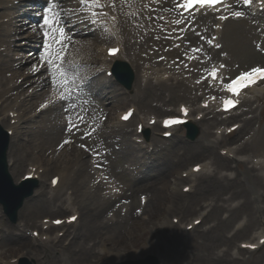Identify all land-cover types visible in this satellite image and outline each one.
<instances>
[{
    "label": "bare ground",
    "instance_id": "obj_1",
    "mask_svg": "<svg viewBox=\"0 0 264 264\" xmlns=\"http://www.w3.org/2000/svg\"><path fill=\"white\" fill-rule=\"evenodd\" d=\"M24 1L25 2H22V0H19V2L17 0H0V6L4 10L3 14L0 15V116L2 118L0 124L3 128L12 130L10 141L13 139V143L9 142L7 150L8 172L11 176L16 175L17 169L26 163V169L29 165L37 166L38 168L42 167L43 170L44 167H49V169L56 171V173L60 175V178L54 188L50 185V178L48 185H41V187L33 193L34 197L37 199H32L33 201L31 202V200L27 198L23 202L19 215L24 220L25 225L37 226L38 221H36L35 216L39 214L40 211L37 212L34 208L46 206V211L49 212L62 211L67 207L66 200L70 199L75 202L76 208L78 209L74 210L76 212L73 213L79 212L81 222L80 226L68 234V236L71 234L72 236L67 246L61 245L60 243L55 244V246L45 245L44 242L30 243L28 242L29 238H27L25 234L19 232L14 226L5 222L2 226L3 228H0V244L3 243L9 247H17L18 251L22 253L21 257L23 258L21 261L23 263L25 262L24 257L27 259L35 258L39 262H41L40 259H42V264L96 263L97 261L106 260L107 256L109 257V263L107 264H114L126 258H138L139 254L135 249L147 238L150 232H153L154 229H159V232L165 230V233H167L169 232L168 230L173 228V225L170 222V225L166 227V223L163 221L159 225L153 224L152 227L154 228H151L152 230H149V233L147 229H143L140 237L135 233L134 235L137 239L135 242L129 243L133 250L129 254H126L125 250L128 249L126 245V241H128L126 234L129 230L127 223H130L129 221L132 218L129 217L133 212L132 199L130 200L129 206H127L125 203H120L118 205V198L120 196H129L132 192V187L144 182L146 178L150 176L148 174L149 172L161 173H157L156 177L164 176L167 173L166 166H168V162H155L150 164L145 172H141L140 177L130 182L127 186H123L114 179L115 177L111 172L113 167L109 165L108 160L106 163L104 161L102 162L101 158L105 150L104 148H100L99 145L102 143L106 146L104 143L106 139L103 138L99 129H93L92 132L86 131V124L90 122V120H93L95 111L99 112L109 104H122L124 102H135V100H137L142 103L144 107H148L150 104V108L159 110L161 107L171 104L173 100L178 99L181 96L179 92L182 89L186 90L187 84L191 89H195L196 91L192 92L193 97L190 96V98L195 99L194 97H204L199 103L207 99L210 95L208 94V96H206L207 93L219 88L218 84L221 81V76H219L215 82H211L208 77L207 79H203L202 76H200L202 72L196 75L198 73L196 67L202 66V64L206 65L208 62V54L219 53L222 49V46L219 49H215V47L209 48L205 43H203L204 45L200 43L202 40L201 36L206 35L210 29V22L213 21L214 16L210 11L204 10L198 16H194L195 21L190 26L186 27V25L181 22L191 15L188 17L181 15V7L177 6L180 5V0H114V2L113 0H97V3H85L81 2V0L70 1V3H72L70 4L71 6L84 4V9L82 11H79L76 7H72V9L68 8L70 5L61 0H57L55 3H50L49 0ZM28 3H35V5L41 6L43 8L41 15L28 16L29 20L22 18L20 13L15 16L14 12L19 10L20 5ZM229 3L232 7L243 8L242 5L238 6L237 0H232ZM46 9L51 10L46 12ZM96 9H109V13L106 15L98 14L99 20L106 18L105 25H100L99 22L93 21L90 23L92 27L98 30L97 34L100 35L101 40H115V42L118 43L123 40L124 42V51L122 50L121 52L120 50L113 58L108 59L104 51H100L99 58L97 59H99L101 66H106V69H108L113 63L112 61L116 59L126 60L131 66L134 74L132 79L133 84H131L132 87L134 86V92L131 98L129 94L118 98V94L121 95L119 89L123 90V88L116 85L117 83L113 80L114 74L110 77L104 75L99 78L97 77V79H92L85 78L84 76L92 72L78 73L77 76L81 75L79 78L80 85H89L92 83L89 98L86 102H78L70 105L64 103V105H62L65 98L63 96L57 97L59 93H55L52 86L46 87L50 76H53L55 73L54 64L47 63V61L53 60L59 63L60 61L57 58V53H60L63 57L64 71H68L67 69H72L77 66H83L89 63L88 53L91 49V45H94V43L89 39H80L75 36V34L88 32L79 26L74 29V33H70L68 30L64 29L63 36H61L59 31L61 28L54 32L53 29L55 25H46L44 18L45 16L49 18L54 16L56 23L59 21L60 25L61 20L66 18L65 20L69 23L72 22V25L80 24L82 27H85L87 25L86 20L76 17L77 13L79 12L92 20L93 17L91 16V12ZM59 10H66L63 18H59L57 13ZM84 10H89L88 14H84ZM26 11L27 10H24L23 14H26ZM221 14L229 13L222 9ZM17 17H19V19H15ZM113 17H115V19H113ZM249 17L250 19H248ZM249 17L246 18L248 24H245L244 20L231 18V16L228 15L226 21L223 23V29L220 33L223 38L225 37L224 45L227 52L225 55H220V58L216 59L222 61L220 63H224V60L227 61L228 71L230 73H235L234 70L239 68L238 64L246 65L247 62L254 60L252 57L255 55V57L264 56V37L261 36V32L264 31V23L260 24V30L258 31L254 29L257 27L255 22L253 23L251 21V19L256 20V18L251 17V15H249ZM17 20L20 22L18 23ZM23 21L25 23H22ZM36 21H38V23L34 25ZM177 21H179V23H177ZM218 23L220 24V22ZM24 26H26L25 29ZM43 26L46 28V31H53L50 37H45V34L41 32ZM13 32H21V35L24 36L26 41L33 39V41L39 43L32 46L30 45V51H32L31 55L27 56L26 54L21 55L18 53L20 50L26 48L25 46L27 43L19 44L16 48V44H12L11 42L12 38H9ZM93 33L95 34L96 32L93 31L86 34ZM216 33H218V29L214 28L213 34ZM255 33L260 37L261 45H258L259 53H255L249 48V46H251V37H254ZM102 44L99 48H102ZM46 45L48 46L47 50ZM61 48L64 49L62 53L60 52ZM194 49H199V51H194ZM13 50L16 51L13 52ZM123 52L124 56L122 55ZM33 55H35V58H40V60L38 64L28 66L27 64L34 59ZM192 55L194 56L193 60L191 57ZM245 61L247 62L243 63ZM214 62L215 61H209V63ZM22 68L24 69L22 70ZM43 71L48 73V75L46 76L44 73H39ZM209 71L210 70H208V74ZM239 71L244 70H238V72ZM94 72L98 73L99 68H95ZM167 73H169V75H166ZM197 81H199V83H197ZM97 84L100 85L99 88L96 87ZM111 87H114V89L109 90ZM258 89L259 88H256L252 91ZM99 91H103V94H100ZM47 96H49V98ZM96 96L99 100L97 102H100L99 107H96L97 105L94 106L93 103L96 102L95 100L94 102L91 100L95 99ZM245 101L251 107L252 99L245 98ZM190 102H193V100ZM43 103L47 104L46 109L44 111H38V108L41 107ZM54 105L58 107L57 112L54 113V117H52V119H46L40 127L33 129V124L37 122L39 118L41 119L51 107H54ZM89 105L92 106L90 109H87ZM106 109H108V107ZM106 109L104 110L105 114ZM173 109L174 108H168L165 110ZM139 110L136 114V118H139L142 114L144 115L151 112V109H147L146 111H143V109ZM236 110L237 109L232 112ZM9 111L17 112V121L13 124L10 123L11 117L9 116ZM20 111L29 114L23 117ZM120 112L118 113L117 119ZM249 112H252V108L249 109ZM235 115L236 113L230 116ZM60 116L69 119L63 124V127H67L69 133H76L77 138L84 137L89 141L87 144L90 147L87 144L85 146L89 149L86 150L85 147L78 146L76 143H63L65 139L64 134L68 135L67 132L61 128L59 120L58 123L52 122L55 118H61ZM254 117V115H251V117L245 118L244 124L249 120L251 121ZM21 120L23 124L29 127L19 132V122ZM222 120V116L214 111H212L207 118L203 117L198 123L194 118L191 119L190 122L196 127H198L197 125H199V123L206 124L202 128H198L201 137H199L194 144H189L183 139L177 141L176 145L181 144L186 148L185 159H183L184 162H186L189 157L193 158L190 156L192 150H196L200 155H204L210 153L213 145H216L218 140H222V138L214 136V134L210 136V130L208 129L209 126H214L215 123L220 124ZM242 121L243 120L240 122ZM121 124L122 122L116 120L110 124L109 129L103 127V130L108 134L107 136H109L115 132L114 127L117 125L121 126ZM147 129L151 131L150 127ZM132 131L133 129L126 125L119 129L116 136L113 134V137L118 139L123 137L124 146L127 145V148L131 147V149H135L136 147L131 142L132 136H134ZM129 132H131V136ZM143 132L144 130L142 133ZM153 136L154 135L150 136V138L152 137L151 145L155 146L158 139ZM61 137L63 138L61 139ZM140 137H143V134H141ZM74 140L77 142L79 141L76 139ZM62 144L63 147L60 146ZM142 147L143 146H139L137 149ZM257 147H264V126L258 136L255 138L253 137L252 141L245 142L238 146L235 152L238 153L240 151L246 153L247 150L253 152ZM36 148L42 152H46V158L39 156V152L37 155H34L32 151ZM84 151L92 152H90V156L86 159L87 162L84 160L82 166H80L79 158ZM229 151H231V149H229ZM248 154L251 155H247L239 161H235L237 162L238 169H240L232 179H227L221 175H217L216 178L207 173L203 174L204 176L199 175L197 178V187L195 186V190L192 192V194L196 193V195H191L190 198H186V200L181 202L184 212L188 211L186 209L191 208V205L196 206L201 195L211 193V202L206 204V207L211 206V209H209L207 213V217L212 211L215 212L216 207L219 206L227 208L230 214H244L245 224L242 232L247 231L248 235L251 234L252 229L257 227V221L264 219V209H261L257 204L259 198H264V161H256L252 159L254 156L252 153L249 152ZM31 155H33L34 158H29ZM219 158V155L217 157L213 156L212 163L216 165L221 163V167L229 165L225 162H219ZM75 164H77L76 167H74ZM195 164L196 163L191 164L190 169ZM216 168L218 167L216 166ZM29 171L30 170H25L21 175L23 176L24 173ZM144 173L146 174L145 177L143 176ZM104 174L106 175L103 177ZM240 175H243L245 181H240ZM107 178H109V180ZM177 179L184 181L182 178ZM108 181H110V183H107ZM65 184L67 188L63 190ZM186 184L188 183H182L180 189ZM176 185L177 182H174L171 189L176 188ZM116 188L117 190H115ZM222 191H226V193H230L231 195L229 197H221L220 192ZM146 196H148L147 201L141 209L145 214L149 213L148 215H150L151 219V217L156 216L155 209L158 204L157 200L150 194ZM231 197H234L235 200L238 198L234 207L217 204L219 200H223L224 202L229 198L231 199ZM110 211L112 212L111 215L108 214ZM136 216H138V214H136ZM212 217H216L215 213H212ZM130 224H133V222ZM186 224H188V222ZM224 226L225 224L223 221L217 220L216 224L214 223L206 231L204 230L201 234L196 235L197 237L192 236L191 238L199 244L200 251L202 252H204L203 245L207 249L208 244L215 240H222V242L227 244L230 238H226V235L223 233ZM162 227H164V229H161ZM193 230H191V234H193ZM238 235L239 233H236V236ZM49 242H59V238H51ZM114 244L119 245L115 246ZM51 247L60 253L50 256ZM98 248L104 249L106 252L99 256L96 251ZM159 253L161 255H159ZM175 253L176 254L171 252L170 249H168V252H164V249H161L160 252L156 254V257H158L160 264H181L179 253ZM1 255L4 257L5 252H2ZM206 256L210 258V255L206 254ZM204 257L205 255L201 256L197 251L195 256L193 254L185 264H207ZM50 259L52 262L48 263L47 260ZM8 264H16V262H8Z\"/></svg>",
    "mask_w": 264,
    "mask_h": 264
},
{
    "label": "rangeland",
    "instance_id": "obj_2",
    "mask_svg": "<svg viewBox=\"0 0 264 264\" xmlns=\"http://www.w3.org/2000/svg\"><path fill=\"white\" fill-rule=\"evenodd\" d=\"M22 2H25L24 0ZM42 7L39 5H35V3L31 4H24V5H20L19 10L15 11V16L17 14L20 13V15H22V18L28 19V16H39L41 15L42 11ZM24 10H27L26 14H23ZM3 10H0V15L3 14ZM264 12V11H263ZM243 13H246L243 12ZM262 18H258L256 20H251L253 23L255 22V25L257 27H255L254 29H257L258 31L260 30V24L264 23V13L262 14ZM15 19H19V17L15 18ZM18 23L20 22L19 20H17ZM245 24H248L247 20H244ZM22 23H25L24 21ZM38 23V21L34 22V25ZM212 23V22H211ZM242 24V25H245ZM10 27V26H8ZM26 26H24L25 29ZM44 27V26H43ZM45 30V29H43ZM213 30H211V25H210V29L208 30L206 35L201 36L202 40L200 43H202V45H204L203 43H205V39L206 37L209 38L211 33ZM41 32H45V31H41ZM90 35V34H89ZM93 35V36H92ZM261 36L264 37V31L261 32ZM9 38L11 39L12 44L15 43L16 44V48L19 46V44L22 43H27V45L25 46L26 48H24L23 50H20L18 53L22 54H26L27 56L31 55L32 51H30V45H35V44H39L38 42H35L32 40L30 41H26L24 36L21 35L20 33H12ZM252 40L250 42L249 48L251 50H253L255 53H259L258 52V45L260 44V37L259 35H257L255 33L254 37H251ZM81 39H89L92 43H95L94 45L96 46L97 44L99 45L100 43H102L103 41L101 40L100 35L98 36L95 34H91V36H83ZM220 39V37H219ZM219 40H217L218 42ZM106 42H110V41H106ZM225 43V37L223 38L221 36V41L218 42L219 46H222L221 51H219V53H213V54H208V62L207 64H202V66H198L196 67V70L198 71V74H200V76H202L203 79L206 78L207 76V71L210 68L209 66L212 65V63H209V61H219L216 58H220V55H225L227 50L226 47L224 45ZM93 45V46H94ZM261 45V44H260ZM255 46V48H254ZM16 50H13V52H15ZM34 51V50H33ZM141 51V50H139ZM90 54L92 55H96L97 51L93 50V47L90 49ZM144 54V53H142ZM141 54V55H142ZM126 55V53H125ZM124 56V53H123ZM256 56V55H255ZM252 57L254 60L250 61V62H243L246 63V65H240L238 64L239 68H237L236 66V70H234V72H237L238 70H246L248 68H250L251 66H264V56L262 57ZM192 60L194 58V56L192 55ZM33 61L34 63L37 62V59L35 58V55H33ZM248 60V59H247ZM225 61V60H224ZM32 62H29V64H27L28 66L32 64ZM227 63V61H225ZM225 63V64H226ZM228 66V63L226 64ZM230 65V64H229ZM94 66L90 65L87 66L88 69H92ZM24 68H22L23 70ZM55 71V68H54ZM39 73H44L46 76L48 75V73H45V71L43 72H39ZM65 79L67 82H65ZM190 83V82H189ZM73 81L72 78H68V75L66 73V76L64 78L61 77L59 72L54 73L53 76H50V79L47 81L46 87L48 86H52L53 88H55L57 91H61V92H66L67 96L63 101V104L66 103L68 105L70 104H74V103H78V102H86V100H88L89 98V94L91 93V84L85 86L82 90H79L78 93L72 94L71 92V87H72ZM96 87H100L99 84L96 85ZM120 87V86H119ZM134 87V86H133ZM131 88V91H126L125 89H119V92L121 93L118 94V98L122 97V96H126L127 94H129V97L131 98L133 92H134V88ZM45 89V88H44ZM105 89V88H104ZM114 89V87H111L109 90ZM192 90V91H190ZM192 92H196L195 89H191V87L188 86L187 84V89L186 90H181L179 93L181 94V96L176 99L173 100L171 102V104H169L168 106H163L161 107V109H152L150 108L151 105L149 104L148 107H144L142 106V103L138 102L137 100L134 101H128V102H124L122 104H109L108 106L104 107L103 110H100L99 112L95 111L94 116H93V120H90V122H88L87 125V130L86 131H91L93 130V128L97 127V120L99 116H105L107 117L105 122H108V124H111V121H114L116 119V115L117 112L120 108H125L126 106H128L130 103L135 105V108H139V109H143V111L147 110V109H151L150 113L148 114H153L155 116H162L164 114L169 113L168 111L170 110H165L168 108H174L173 110H176L178 103L181 102H188L189 103H193V106L197 107L198 106V102L199 100L202 98V96L199 97H193ZM100 94H103V91H99ZM254 93H250L248 94V97H251L252 100V105L251 107L248 105L247 102H243V104L241 105V107L237 110V114L236 116H232L231 118L227 119V120H223V122H221L220 124H222L221 126L219 124H215L214 126H209V130H210V136L214 134L215 132V128L216 126L219 127H224L225 125H229L231 123L237 122V121H241L243 120L241 123V128L238 129L237 133L233 134L232 136L228 137H224L222 138V140H218V143H216V145H213V148L211 149L210 153H206L204 155H200L198 153V151L196 150H192L190 152V156H192L193 158L189 157L187 159L186 162H184L183 159L184 156L186 155V151H185V147L184 145H176L177 141H180L181 139H183L184 141H186L189 144H194L195 141L201 137L198 131V134L195 136V138L193 139H189L186 137L185 132L186 129L185 128H178L175 132V134L169 138V139H162L159 138V136H155L158 140L157 143L154 145H151L150 147H146L147 144L151 141V139L149 138V140L145 141L144 148L142 150L139 149H131V147L127 148V145L124 146V140L123 139H117V138H113L110 135V138L107 139V141H109V143L106 145V150L105 152H103L102 155V159L103 161L106 163V161L108 160L109 165L113 167V170H111V172L113 173L112 175H114V179L121 183L123 186H127L130 182H132L133 180H135L136 178L141 176V172L142 171H146L148 166L152 163H163L165 161L168 162V166H166L167 168V173L164 176H160V177H156V174L158 172H149L148 174L150 176H148L146 178V180L144 182H141L139 184H136L132 187V192L129 196H120L118 198V202L119 203H126L127 206H129L130 200L132 199V215L129 218H132L129 222H133V224L127 223L129 230L127 231L126 237L128 239V241H126V245L128 246V249L125 250L126 254H129L133 249L131 247V245H129V243H133L135 242V240L137 239V237L134 235L136 233V235L138 234V236L140 237L142 234V230L143 229H147L148 233L149 230L151 231V228L153 224H161V222L165 221L166 226L169 224L170 222V217L171 215H177V213L181 214L179 215V217L181 218V220L185 223L187 221H189L192 217L196 216L197 214H206L208 209H211V206L206 207V204L208 202H211L210 198L211 197V193L209 194H203L199 197L198 199V204L195 205H191V208H188L184 212V208H182L181 206V202H183L184 200H186V198H190V196H194V194L196 195V193L193 190H195V186L197 187V180L194 181V187H192L191 193H180L179 192V184H181L180 181H177L178 185H177V190L172 191L171 187L173 185V182L176 181V178L179 177V172L181 170H185L187 169L190 164L192 163H197V162H203L205 160H209L213 162V156H220V161L219 162H225L228 163V166H223L221 167L220 164L216 165L213 163L214 165V172L211 174L213 176H217V175H221L223 177H226L227 179H232L234 178L235 174L239 172V169L237 167V162L236 159L231 160L230 158H228L227 156H223L220 155L219 150L225 146H227L229 143H235L237 144V146H240L242 144H244L245 142H250L252 141L253 137L255 138L256 136H258V134L260 133V131L262 130L263 126H264V96H257ZM92 102H94V100L96 102H94V106L99 107L100 102L98 100V97L96 96L95 99H91ZM191 100H193V102H190ZM91 102V103H92ZM154 102V101H153ZM90 103V104H91ZM155 103V102H154ZM37 104V103H36ZM35 104V105H36ZM34 105V106H35ZM33 106V107H34ZM92 105H89L87 109H90ZM54 105V107H51L46 114L43 115V117L40 119H36L37 122H35L33 124V129L38 128L41 126L42 123L45 122V120L47 119H52V117H54V113L57 112L58 107ZM108 107V109H106ZM252 108V112H249V109ZM106 109V114H105V110ZM141 111V110H140ZM142 112V111H141ZM148 112V111H147ZM21 115L27 116L29 113L27 112H22L20 111ZM172 113V112H171ZM251 115H254L255 117L250 121H247L244 124V119L245 118H249L251 117ZM61 118H55V120H53L52 122H59L61 123V128H63V130H65L67 132L68 135L64 134V138L67 137H74V139L79 140L78 142L81 144H87V142H89L86 138L81 137V138H77L76 137V133L75 134H71L67 131V127H63V124L67 119L66 117H62ZM72 120V119H70ZM208 120V119H207ZM73 121V120H72ZM200 122V121H199ZM206 123H199V125H197V128H202ZM126 125H131V127L133 128V124L131 123H126V124H122L120 127L126 126ZM27 127L26 124L19 123V132L24 131ZM119 127V128H120ZM118 128V129H119ZM118 129L116 130L115 134L117 133ZM198 130V129H197ZM150 134H153V132L151 131ZM215 136V135H214ZM11 138V136H10ZM63 137H61L62 139ZM94 138V137H93ZM103 140V138H102ZM11 143H13V139L10 141ZM88 145V144H87ZM89 146V145H88ZM180 146V147H178ZM90 147V146H89ZM100 148H103V144L100 143L99 145ZM153 147V149H152ZM264 147H257L256 150H253V152L247 150L246 153L244 152H238L237 153V159L246 157L247 155H251L248 154L249 152L252 153V155H254L252 157V159L256 160V161H262L264 160ZM173 151V152H172ZM40 153L39 156L41 157H45L47 156L46 152H42L39 149H35L32 151V153L34 155H37V153ZM92 152V151H89ZM256 155V156H255ZM90 156V153L87 152H83L82 156L79 158L80 160V166H82L84 160L87 162L86 159H88V157ZM29 158H34L33 155H31ZM29 158H26L28 160H30ZM224 160V161H223ZM61 162V161H60ZM75 163V162H74ZM26 164V163H25ZM25 164L21 167H19L16 171V175H12L11 178L13 180V182L17 183L18 179L20 178L22 172L25 170ZM104 165V164H103ZM77 164L74 165V167H76ZM216 166L218 168H216ZM54 170L52 169L51 171L49 170V167H45L44 173L42 174V176L38 179L37 181V185L33 190L36 192L38 190L39 187H41V185H48V178L49 176H51L52 172ZM71 171V170H70ZM69 171V174H70ZM160 172V171H159ZM264 173V172H263ZM161 174V173H158ZM143 176L145 177L146 174L144 173ZM204 176V175H203ZM199 177V176H198ZM197 177V178H198ZM217 178V177H216ZM45 181V183H44ZM240 181H245L243 175H240ZM139 182V181H138ZM67 188V185L65 184V186L63 187V190H65ZM221 193V197H229L231 194L230 193H226V191H222ZM138 194H145L148 195L150 194L152 197H154V199L157 200V206H156V216L155 217H151L150 219V215H148L147 213L145 214L143 212V214H139L140 216H136V212H137V208L139 207V203H138ZM31 200V202L33 201L32 199H37L34 196H30L29 198ZM238 198L235 200L234 197H231V199L229 198L227 201L225 200L223 202V200H219V202L217 203L218 205H223V206H227L230 205L232 207H234L237 203ZM223 203V204H220ZM257 204L260 206L261 209H264V198L260 199L257 201ZM72 205H76V204H72ZM1 208V207H0ZM205 208V210L203 209ZM36 211H40L39 214H37L36 217V221L39 222L41 221V217L43 216H48L50 218L52 217H56V216H65L66 214H69L70 212H72V209H65L62 211H55V212H49L46 211V206H38L36 208ZM1 211V209H0ZM183 211V212H182ZM2 213V212H1ZM111 213V211H110ZM212 213H215L216 217H212ZM109 214V213H108ZM135 214V216H134ZM207 218V219H206ZM81 219L79 218L78 221L76 223H74L72 226L67 227V231L66 233L60 237V241L58 243H60L61 245L67 246V244L69 243V237H68V231H73L75 228H77L78 226H80V221ZM220 220L223 221L225 226H224V230L223 233L226 235V238H230V241L225 244L224 242L221 241H213L211 243L208 244V248L206 249V247L203 245V250L204 252L200 251V246L198 243L195 242L194 239H192V236H196L198 234H201L202 232H204V230L206 231L208 227L212 226L214 223L216 224V221ZM24 220L18 215V219L15 223H12L10 221H8L6 219V217L2 214L0 216V228H3L2 226L4 225V223H9L10 225L14 226V228L19 227L23 229V222ZM168 223V224H167ZM183 223V224H184ZM244 224H245V215L241 214V213H237V214H230V212L227 210V208L224 207H216L215 212H211L210 215L207 217H205V219L201 222V224H199L194 230H193V234H191L192 231H187V232H183L181 231V229H178L176 227L171 228L170 230H168L169 232L165 233V230L163 232H159V229H154L153 232H150L147 236V238H145L143 240L142 243H140L137 248L135 249V251L139 254V257H144L146 254L149 253V251L152 252H160L161 249H164V252H168V249L171 250V252H174V254H176L175 252L179 253V258L181 260V264H185L187 262V260L194 254L197 253L204 256V260L207 262V264H264V246L262 248H260L257 251L254 252H250V251H245V250H241L239 248V242L241 240H244L247 236H248V232H242V230L244 229ZM27 226V225H25ZM256 226L258 227L257 223ZM34 226L30 225L27 228H33ZM183 227V225H182ZM161 229H164V227H162ZM178 229V230H177ZM58 229H54L53 231H47L49 234L54 235V233L57 231ZM132 231H136V232H132ZM21 233H23L22 231H20ZM27 232V230H26ZM236 233H239L238 236H236ZM29 235V234H28ZM215 235V234H214ZM30 236V235H29ZM134 236V237H133ZM162 236V239H159V237ZM197 237V236H196ZM250 238V237H249ZM248 239V238H247ZM28 242L32 243L30 241V239L28 240ZM73 242V241H72ZM37 243V242H36ZM45 245L48 246H55V244L57 243H52V242H45ZM0 244V264H5V262H7L11 257H15L17 254H19L20 252L18 251V248L13 246V247H9L8 245H4ZM108 245V244H107ZM115 246H118L119 244H114ZM109 246H113V245H109ZM125 249V248H124ZM97 251V250H96ZM103 251V250H102ZM2 252H5V256L3 257L1 255ZM24 252V251H22ZM60 252L53 249V247H51V252H50V256L53 255H58ZM207 255H210V258H207ZM159 255H161L159 253ZM40 259V258H38ZM123 259V260H127ZM29 261H31L30 264H42V259L41 262H39L38 260H36L35 258H28ZM48 263L52 262V260H47ZM122 261V260H120ZM117 261L116 263L120 262ZM114 263V264H116ZM88 264V263H86ZM93 264H97V263H93Z\"/></svg>",
    "mask_w": 264,
    "mask_h": 264
},
{
    "label": "snow or ice",
    "instance_id": "obj_3",
    "mask_svg": "<svg viewBox=\"0 0 264 264\" xmlns=\"http://www.w3.org/2000/svg\"><path fill=\"white\" fill-rule=\"evenodd\" d=\"M50 3H55L57 2V0H49ZM81 2H85V3H97V0H81ZM114 2V0H113ZM199 2L201 4H204V3H208V4H215L217 2H219V0H199ZM253 0H243V3L245 5H248L250 6L252 4ZM260 2L262 4H264V0H260ZM193 4V0H184L183 4H180V5H177L178 7H183L185 9L189 8L191 5ZM51 9H46L45 11H50ZM235 16L237 17H240L243 15L242 12L240 11H236L234 13ZM113 19H115V17H113ZM44 22L45 24H55L56 21H55V18L54 16L52 18H49L48 16H45L44 18ZM177 23H179V21H177ZM60 31V34L61 36H63V32H64V29L61 28L59 29ZM48 33L45 32V36H47ZM209 43H212V41H209ZM219 45H217L218 47ZM47 45H46V50H47ZM63 48L60 49V52L62 53L63 52ZM111 53H115L117 50L116 49H110L109 50ZM194 51H199V49H194ZM57 58L59 59V63H56L55 61L53 60H48L47 63H50V64H54V67H55V71L56 72H59L61 77L64 78L66 76V73L64 72L63 70V57L60 55V53H57ZM223 67V66H221ZM209 75L211 76V78L213 79H218V76H217V69L216 68H213L211 70V72L209 73ZM222 79V78H220ZM257 80H264V67H252L250 68L249 70L247 71H244V72H241L238 76H236L235 79L231 80L229 83L225 84L224 87L227 89V91L233 93V94H238V91L240 88L242 87H247L249 84H252V83H255ZM65 82L66 79H65ZM197 83H199V81H197ZM234 103H236V101H233L231 99H228V100H225L224 101V106L225 108H228L229 106H233ZM41 107H44V105H42ZM183 111H187L186 109H182ZM132 115V112L129 111L128 113H126L122 118L124 120H128L129 117ZM180 123L179 120H176V119H165L164 120V124L166 126L168 125H173V124H178ZM65 144L69 143V141H64ZM61 147H63V144L60 145ZM196 171L199 170V165L196 166V168L194 169ZM57 181L56 179H53L52 183L55 184ZM71 220H75L76 217H71L70 218ZM55 223H61V221L57 220V221H54Z\"/></svg>",
    "mask_w": 264,
    "mask_h": 264
},
{
    "label": "water",
    "instance_id": "obj_4",
    "mask_svg": "<svg viewBox=\"0 0 264 264\" xmlns=\"http://www.w3.org/2000/svg\"><path fill=\"white\" fill-rule=\"evenodd\" d=\"M191 138L194 135L188 132ZM8 147V138L4 131L0 128V202L4 206L5 212L13 220L15 219L16 211L21 206L23 199L30 195L33 185L28 183L25 187L24 182L19 187H15L7 174L6 166V150ZM152 260L147 259L144 262H135L132 264H151Z\"/></svg>",
    "mask_w": 264,
    "mask_h": 264
}]
</instances>
